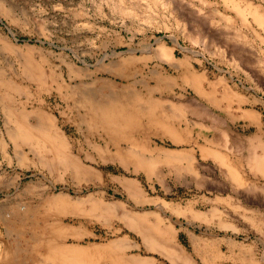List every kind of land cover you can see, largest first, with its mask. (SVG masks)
<instances>
[{
    "label": "rangeland",
    "instance_id": "rangeland-1",
    "mask_svg": "<svg viewBox=\"0 0 264 264\" xmlns=\"http://www.w3.org/2000/svg\"><path fill=\"white\" fill-rule=\"evenodd\" d=\"M160 44L169 61L156 56ZM128 57L137 58L136 73L123 82L112 68ZM28 62L57 74L56 82L31 77ZM153 71L174 85L151 95L186 105L181 123L168 117L179 140L157 135L143 116L134 142H109L76 116V86L97 90L108 81L143 96ZM16 115L43 127L25 139ZM54 133L65 148L46 141ZM158 150H185L189 159L173 167ZM135 152L154 159L156 174L133 164ZM48 210V224L78 230L64 237L67 245L103 249L122 240L126 247L113 254L122 264H180L146 245L122 211L153 235L169 227L192 264H264V0H0V264L28 259L31 235L10 232L13 213L33 230Z\"/></svg>",
    "mask_w": 264,
    "mask_h": 264
},
{
    "label": "bare ground",
    "instance_id": "bare-ground-1",
    "mask_svg": "<svg viewBox=\"0 0 264 264\" xmlns=\"http://www.w3.org/2000/svg\"><path fill=\"white\" fill-rule=\"evenodd\" d=\"M156 56L163 60L166 59V61L172 58L170 51L161 44L158 45L156 49ZM151 57V54H147L143 59ZM136 60V57H128L124 62L114 65L112 71L121 76V81L125 82L126 79L129 80L128 76H134L136 73L135 71H130L131 66L136 64ZM178 67L183 70L184 75L182 79H184V82L188 81L190 73L186 69V61H184L182 67L181 65H178ZM25 69L31 77H35V79L43 78V80L40 81H46L48 83L56 82L58 77L57 74L49 70L46 71L42 65L33 62H28ZM67 70L68 74L73 77H77L80 74L72 64H67ZM150 79L155 81V85H147L145 89L149 94L143 96L137 93L130 85L120 88L108 81L100 82V88L97 90L86 85L76 86L71 90V93L77 97V99L72 102L73 109L77 110L76 116L81 118L83 123L100 128L102 134L109 139V142H115L117 139L131 140L134 142L131 133L133 130L142 128L141 119H143V116L147 118L148 127L155 129L157 135L169 136L172 140L177 141L181 138L178 133L179 129L175 126L176 122L170 123L168 121V117L177 119L178 123H181V118H183L181 111L186 105L178 101L177 104L166 103V101H164V96L155 98L151 95L155 93V91L164 93V90L170 89V87L174 85V80L171 77L153 71L150 75ZM136 82L137 80L135 83ZM62 84L63 82L61 81L58 86L61 88ZM196 87L202 95L205 94L200 84L196 83ZM159 110L161 113H159ZM17 117L20 119L19 122H24L22 115ZM24 123L26 128L24 131L25 139L32 138L33 132L38 130L39 127H43L40 126L39 123L37 125H31L27 120ZM46 126L49 130L53 128V124L48 120H46ZM45 136L47 137V142L56 143L60 148L66 147L65 139L57 133L49 136L45 134ZM158 152L160 153L159 156L164 158L165 163L171 164L173 167H177L176 164L179 160L187 161L189 159L187 158L188 155L183 154L187 153L185 150H158ZM202 153L203 155H219L218 152L205 147H202ZM135 154L136 155L132 157L135 166L144 169L150 174H156L155 166L157 164L153 158L147 157L144 154L141 155L139 152H135ZM75 164L79 166L77 161H75ZM191 164L192 162L190 160L188 170L192 169ZM175 169L180 171L178 168ZM62 200L66 201L64 198ZM112 211V208L107 209V212ZM50 212L51 211L48 210L39 214L38 218L43 221V225L40 226V224H37L33 230L28 225V217L26 215L19 216V219H22L20 224H18L19 221L15 222V218L18 220V218L15 217L16 213H13L11 216V220L8 224V228H10V230L12 229L10 232H14L21 237L26 228V232L31 235L26 241L27 248L25 249V254H27V261L25 259L23 262H16V264H102L99 254L105 255L104 257L110 259L113 263L122 264L120 259L114 261L117 257L113 256L118 250L126 247V245L122 243V240L114 241L103 249L97 247L81 248L79 246L67 245L64 237L71 230L75 231V233H78V230L61 225L58 221L48 224L44 218L46 214ZM120 218L124 224L130 223L131 226L135 227V230L140 234L146 245L160 246L164 253L168 254L175 261H179L180 264H192L187 255L172 241L169 235V227H167V230L163 229L157 235H153L147 231V226L144 223H137L140 218L135 220L133 214L122 211ZM96 250H99V253Z\"/></svg>",
    "mask_w": 264,
    "mask_h": 264
}]
</instances>
